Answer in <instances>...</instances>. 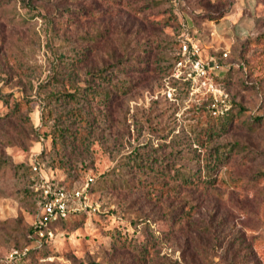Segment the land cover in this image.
<instances>
[{
  "label": "rangeland",
  "instance_id": "1",
  "mask_svg": "<svg viewBox=\"0 0 264 264\" xmlns=\"http://www.w3.org/2000/svg\"><path fill=\"white\" fill-rule=\"evenodd\" d=\"M216 13L224 15L203 22L201 32L224 29L200 45L206 56L230 53L225 85L236 106L222 125L196 110L194 95L172 101L160 94L178 22L190 30L192 20ZM82 48L89 70L122 59L112 74L117 86L128 70L146 71L144 82L112 93L110 105L90 94L79 101L61 95L76 87L72 60ZM90 85L111 90L106 81ZM0 93L25 101L16 110L0 101V264L27 243L38 215L30 185L38 175L29 163L42 149L39 177L68 188L91 177L89 203L97 210L51 226L28 264H141L140 247L147 264H181L184 243H198L191 231L208 221L217 264L242 239L254 263L264 264V0H0ZM79 110L82 123L73 115ZM214 151L225 153L212 157L217 181L189 197L195 207L181 234L166 216L177 199L175 176L162 168L195 169ZM147 157L158 167L145 171L139 161Z\"/></svg>",
  "mask_w": 264,
  "mask_h": 264
},
{
  "label": "trees",
  "instance_id": "2",
  "mask_svg": "<svg viewBox=\"0 0 264 264\" xmlns=\"http://www.w3.org/2000/svg\"><path fill=\"white\" fill-rule=\"evenodd\" d=\"M179 1V0H178ZM216 17H207L203 18L198 23L194 22L192 20V28L197 29L198 31H202V26L201 24L205 21H218L220 20L224 14L222 13H216ZM183 24L179 21L178 22V37L175 36L173 41H172V54L171 57L169 58L166 67L163 70L162 73V83L164 82H169L171 86L176 88V93H175V100L178 99V96L180 93L188 94L189 89L187 83H182L178 80L170 78L171 73L174 69V66L176 62L180 59L179 55V45H180V36L183 31ZM180 32V33H179ZM202 33V32H201ZM102 36H100V39ZM103 39V38H102ZM230 54V53H229ZM89 51L86 48H82L79 50L77 55H75L74 60H72L74 64V74L77 80H76V87H74L73 92H67L63 93V91H60V94H64L67 98H70L71 100H77L79 101L80 96L86 97L87 94L92 95V98H98L100 102H104V104H111L112 101H114L112 97V93H119L121 94H126L128 91L129 85L133 84L134 86L137 84H141L143 81V78H145L142 74H146V71H126L124 75V80L122 82L121 86H117L115 83H112V79L116 77V75H112L115 73H118L120 68H123L124 65L122 63V59L119 58L117 59L118 61L112 62V66L110 69H106V66H101L99 65L98 68L89 70L87 66V60ZM125 59V58H124ZM230 55L222 61V66L224 70L222 71L221 76H215L213 77V82L215 84L220 85L226 93H228L229 98H230V110L221 116H214L212 115L209 110H208V105L211 103V97L209 95H197V98L199 101H201L200 107L196 108L201 113H206L210 119L214 121L220 122V125H222L225 122H231L230 120L233 115L234 107L236 104L234 103V100L232 96L229 94V91L226 88V83L225 81L227 74L231 70V63L229 62ZM118 63V64H117ZM84 72L83 74H81ZM88 73V76H87ZM134 75V76H133ZM138 76L137 81L135 80V76ZM134 77V79H133ZM147 77V76H146ZM93 80H99V81H106V85L111 88V90L107 89V87H99L98 89H91L89 86L91 81ZM128 86H127V85ZM90 88V89H89ZM60 94L54 93L51 95L52 98H57L59 99ZM9 96L2 95L0 93V101L3 102L4 104H8V106L11 108V110H16L20 108L21 106L23 107L25 105V101L22 99H12L8 98ZM24 98V97H23ZM74 117H77L80 122H83V119H85V116L82 117V114L80 113V110L78 112L73 113ZM223 122V123H222ZM211 128V127H209ZM61 139L64 138V135H62V132L60 131V134H54L53 136H57ZM77 139V137H76ZM83 139V138H82ZM40 140L43 141V137H40ZM44 149H42L39 153L34 155L30 159V167H31V160L35 159L36 162L39 164H42V152ZM212 155V154H211ZM214 156L215 159H222L225 157V153L222 152L218 153V151H214L213 155L210 156L209 160H207L203 166H198L195 169L193 168H185L186 171H181L178 169V167L174 165H170V167H166L165 165L162 168L163 172H168V171H173V175L175 178L172 180V187L170 190L173 191L175 194V197L177 198L175 202H171L169 206H166L168 213L166 214L167 217L170 218L171 224L173 225L172 229H177V231L181 232L182 234V229L184 228L185 225V218L186 216L189 215L190 210L195 207L194 201L190 199L189 197L195 192L196 190L201 188V184H214L216 180V174L217 170L219 167L218 163H214L217 161H213L212 157ZM211 159V160H210ZM133 164H136L137 166L142 165L141 167L144 168L145 171H150L154 168V166L158 167L157 165L153 164L152 160L147 157V159H143L139 161V165L137 161H134ZM44 167V165H43ZM40 173V171H39ZM39 173H34L35 177H38L30 182V185L32 187V191L34 192L36 196V204L38 206L39 202L42 200L41 198V190L38 188L37 185L39 184ZM49 183H55V179L49 178L48 179ZM93 185L94 181L89 185V192L92 193L93 190ZM58 186H62L61 184H58ZM68 188V187H67ZM169 204V203H168ZM85 215V214H84ZM82 215V216H84ZM80 216V217H82ZM71 219V218H68ZM66 220H61L54 222L50 224L46 229H45V234L42 238H39L36 235L35 229L33 227L30 228V230L26 234V241L23 246L20 247H14L18 249H22L24 247L28 248V252L26 255H24L20 260L19 264H28V261L30 259V256L34 253H37L40 251L43 247V244L46 243L47 240V235L50 234L48 229L55 225V224H60L64 223ZM181 220L184 221V224H179ZM213 224L211 221H208L206 224V227L203 229H193L191 231V234L195 233V238L198 241V243H192V242H185L184 245L182 246V262L181 264H217V261H215V255H213V247L214 245H209L208 242L210 240V230H212ZM204 230V231H203ZM177 231L172 230L169 233V236L172 238ZM214 232V231H213ZM243 242L240 243L237 249H233L234 247L229 244L226 247L225 250V257L223 260V264H255L254 262L256 261L255 254L253 252V249L249 244H246L245 240L242 239ZM146 249L144 247H140V253L138 257L140 258L141 264H147L145 263L147 256H146ZM1 264H14L13 262H8L7 260H2ZM80 264H95V263H80ZM165 264H178L177 262H168Z\"/></svg>",
  "mask_w": 264,
  "mask_h": 264
},
{
  "label": "built area",
  "instance_id": "3",
  "mask_svg": "<svg viewBox=\"0 0 264 264\" xmlns=\"http://www.w3.org/2000/svg\"><path fill=\"white\" fill-rule=\"evenodd\" d=\"M180 36L179 55L170 78L187 83L188 94L209 95L211 103L208 105L209 112L214 116H221L230 110V99L224 89L213 82V77L219 76L224 68L221 64L228 55V51H222L216 55H203L201 41L207 36H213L214 31L202 34L197 29L188 30L183 24ZM176 88L169 82H164L160 94L167 100H175ZM31 169L34 173L41 171V166L35 159L31 160ZM40 174V173H39ZM93 182L88 177L84 182L74 187L67 188L49 183L48 179L40 176L37 189L41 190L42 200L38 204V215L33 222L36 235L42 238L45 229L52 223L68 218L86 215L97 210L96 205L89 203V185ZM28 248H11L6 254V260L19 264V260L26 255Z\"/></svg>",
  "mask_w": 264,
  "mask_h": 264
},
{
  "label": "crops",
  "instance_id": "4",
  "mask_svg": "<svg viewBox=\"0 0 264 264\" xmlns=\"http://www.w3.org/2000/svg\"><path fill=\"white\" fill-rule=\"evenodd\" d=\"M222 25V24H221ZM220 24H213V31L215 33H220V31H222L221 29H224V26L222 27Z\"/></svg>",
  "mask_w": 264,
  "mask_h": 264
}]
</instances>
